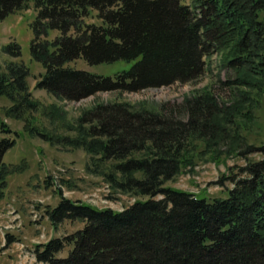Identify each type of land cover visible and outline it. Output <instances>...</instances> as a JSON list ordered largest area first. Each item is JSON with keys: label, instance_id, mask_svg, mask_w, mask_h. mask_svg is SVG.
<instances>
[{"label": "trees", "instance_id": "obj_1", "mask_svg": "<svg viewBox=\"0 0 264 264\" xmlns=\"http://www.w3.org/2000/svg\"><path fill=\"white\" fill-rule=\"evenodd\" d=\"M31 3L37 10L31 54L45 67L38 87L57 99L78 102L100 91L194 80L205 71L207 57L219 51L235 73L228 84L236 101L227 106L206 90L187 99L181 110L100 104L71 126L79 133L76 139L41 134L54 145L65 140L84 147L98 157L95 163L118 162L111 172L103 171L113 189L149 199L115 212L62 197L47 210L52 225L69 220L85 227L38 245L37 264H264V145H247L243 152L238 146L240 155L262 158L228 178L234 187L226 198L166 186L189 165L185 154L193 141L204 142L207 151L219 140L239 141L228 125L252 98L250 89L264 91V0H0V19ZM93 9L99 24L84 21ZM50 30L60 35L51 41ZM5 51L21 54L17 43ZM80 58L89 64H133L111 77L70 66ZM28 76L22 62L0 71V96L14 101L8 111L14 118L21 107L38 105L29 101ZM182 113L186 119L178 117ZM0 134L1 204L15 172L4 157L16 134L5 124ZM68 246L69 255L61 257Z\"/></svg>", "mask_w": 264, "mask_h": 264}, {"label": "rangeland", "instance_id": "obj_2", "mask_svg": "<svg viewBox=\"0 0 264 264\" xmlns=\"http://www.w3.org/2000/svg\"><path fill=\"white\" fill-rule=\"evenodd\" d=\"M183 2L192 4L193 0ZM97 13V10H91L84 21L101 23ZM36 16L37 10L31 3L27 8L0 19V71L6 72L10 62L24 63L29 68V101L38 103L34 109L21 107L22 114L14 118L8 114L15 105L14 101L0 96V127L5 124L16 134L11 135L16 140L15 146L4 157L5 163L15 172L8 179L6 196L0 204V264H37L35 250L38 245L54 238L68 237L85 227L82 221L69 220L57 227L52 225L47 210L55 208L62 197L115 212L149 199L113 189L104 173L111 172L118 162H96L95 165L98 157L84 147L71 145L65 140L54 145L41 134L69 138V141L76 139L79 133L71 126L77 127L78 119L100 104H125L135 110L159 111L163 106L181 110L187 99L206 90H212L218 101L227 106L236 102L228 84L235 73L225 67L219 51L207 57L205 71L194 80L140 91H100L78 102L57 99L46 89L38 87L45 67L31 54ZM58 35L59 31L50 30L48 39L52 41ZM14 43L21 48L18 56L5 51L7 45ZM132 64L124 60L89 64L80 58L72 61L70 66L114 77ZM248 93L252 98L243 103L240 113L228 125L231 133L238 134L239 141L219 140L208 151L204 142L193 141L185 154L188 160L191 159L189 165L184 166L166 186L208 199L226 198L234 187L228 178L236 177L248 162L262 158L259 154L239 153L247 145H264V91L250 89ZM178 117L187 118L183 113ZM71 250L72 246L66 247L60 256L67 257Z\"/></svg>", "mask_w": 264, "mask_h": 264}]
</instances>
